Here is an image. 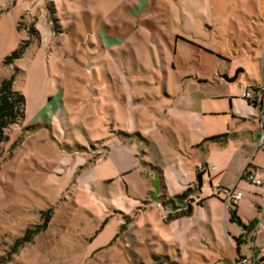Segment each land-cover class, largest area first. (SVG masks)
<instances>
[{"label": "rangeland", "instance_id": "1", "mask_svg": "<svg viewBox=\"0 0 264 264\" xmlns=\"http://www.w3.org/2000/svg\"><path fill=\"white\" fill-rule=\"evenodd\" d=\"M261 50L264 0H0V85L25 97L0 145V264H264V184L240 180L264 183L259 125L225 97L264 84ZM206 165L243 192L240 222Z\"/></svg>", "mask_w": 264, "mask_h": 264}, {"label": "trees", "instance_id": "2", "mask_svg": "<svg viewBox=\"0 0 264 264\" xmlns=\"http://www.w3.org/2000/svg\"><path fill=\"white\" fill-rule=\"evenodd\" d=\"M23 49L20 48L16 50L13 53L14 58L22 56ZM241 71V70H240ZM239 71V72H240ZM239 73L236 74V76L233 78V80L237 79ZM249 103L256 105L258 103V99L254 100H247ZM25 116V97L24 95L14 89V78L4 80L0 85V145L2 142H4L7 139L6 131L14 124L18 123L22 118ZM227 136H218V137H212L207 139V141H222L226 140ZM252 167V164H249L246 168L248 170ZM209 167L206 166L202 170L197 171V182L200 188L203 187V176L205 173L209 172ZM245 170V171H246ZM244 171V172H245ZM240 180H246L245 177H241ZM214 187V185H213ZM185 196V195H184ZM183 197V199L186 197ZM219 197V195H212ZM204 199H201L198 202V205L203 204ZM183 209L173 215L171 214L169 219L171 220H177L183 217L191 216L194 212V207L191 204H187L186 207H182ZM231 221L232 222H240V218L237 215V205H232V208L229 210ZM35 234V232H34ZM33 237V232L27 235L22 242L30 241ZM238 243H242L241 237L237 239ZM244 259V258H243ZM264 260V257H263ZM242 263L241 261H238V264Z\"/></svg>", "mask_w": 264, "mask_h": 264}, {"label": "crops", "instance_id": "3", "mask_svg": "<svg viewBox=\"0 0 264 264\" xmlns=\"http://www.w3.org/2000/svg\"><path fill=\"white\" fill-rule=\"evenodd\" d=\"M261 53H264V50H261L260 51ZM259 60V62H260V64H261V68L263 69V72H264V54L261 56V58H259L258 59ZM242 72L241 73H244V71L243 70H241ZM238 77V76H237ZM225 78V80H228V78L225 76L224 77ZM253 85V88H256V87H261V86H264V84L262 85L261 83H258L257 81H254V83L252 84ZM230 95H232V94H226L225 95V97L226 98H229V100H230V109H231V112L233 113H235L236 115H239L238 117H243V118H245V117H251L253 120H250V119H248L249 121H251L254 125H256V124H258L259 125V129H258V133H257V140H258V147L256 148V150H260V149H262V148H264V141L262 142V138H264V104H262L261 103V100L260 101H258V103L256 104V105H253V104H251V103H249L247 100H246V102H247V104H245L244 103V101H245V99H243V97L241 96V98L239 99V98H231L230 97ZM244 100V101H243ZM243 102V103H242ZM244 104V105H243ZM256 109H259L260 110V112H261V116H260V118H259V120L258 119H256V117L254 116V113H255V110ZM234 119H236L235 118V116L233 117ZM256 119V120H255ZM242 121L243 122H245V121H247L246 119H242ZM254 134L252 133V135H251V138L254 140L255 138H254ZM209 139V138H208ZM226 140H228V136H227V139ZM208 143V142H210V143H212V142H215V141H207V139H206V141H205V143ZM262 142V143H261ZM252 147V146H251ZM250 148V147H249ZM255 149V148H254ZM241 153H243L242 155H241ZM250 149H245L244 150V152H240L239 154H240V156H239V158L237 159L236 158V160H237V162L236 163H234L233 161L232 162H229V163H226L225 164V166H224V168L226 169V172H227V169L228 168H235L236 166H241L242 168L241 169H244V167H246V165L248 164V157H249V155H250ZM234 160V159H233ZM207 166V165H206ZM205 166V167H206ZM253 167V166H252ZM210 169V168H209ZM218 170V168L216 167V171ZM226 172H223L221 175H219V176H217L215 179H217L218 181L216 182V184H221L222 186L224 185L223 183H222V181H224V179H225V175H226ZM208 173V178H209V181H210V184H211V186H213L214 184H213V181L215 180L214 178H212L211 176H210V170H209V172H207ZM205 175V174H204ZM204 177L205 176H203V183H204ZM234 187H236V186H234ZM201 199H204V201H203V204L205 203V198H200V200ZM243 199V198H242ZM199 200V201H200ZM194 213V212H193ZM232 222V221H231ZM246 236V234H241V236L240 237H242V241H243V238ZM239 237V238H240ZM255 239V238H254ZM253 242L252 243H254V240H252ZM244 242V241H243ZM237 255H241L242 254V252H241V249H240V243H238V246H237Z\"/></svg>", "mask_w": 264, "mask_h": 264}, {"label": "built area", "instance_id": "4", "mask_svg": "<svg viewBox=\"0 0 264 264\" xmlns=\"http://www.w3.org/2000/svg\"><path fill=\"white\" fill-rule=\"evenodd\" d=\"M241 87L243 89V93H242L243 99L250 101L254 99H258L259 101L261 100L262 104H264V86L252 88V90L245 89L243 84H241ZM263 141L264 138H262V142ZM213 170H216V167H214ZM241 177H245L246 181H248L251 185H254L256 187L263 186L264 184L263 181L259 179L256 176L255 172H253L251 169L246 170ZM212 192L215 195L221 196L223 198V201L226 203V205L230 204L231 206L236 204L237 201L241 200L244 197L243 192L238 191L237 187L228 188L222 186L221 184H216V187H213ZM245 260L240 264H246Z\"/></svg>", "mask_w": 264, "mask_h": 264}]
</instances>
